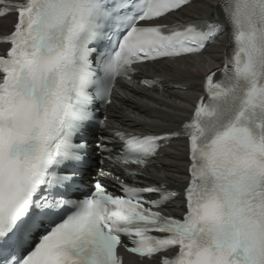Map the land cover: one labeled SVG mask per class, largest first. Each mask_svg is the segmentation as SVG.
<instances>
[{"label": "snow or ice", "instance_id": "obj_1", "mask_svg": "<svg viewBox=\"0 0 264 264\" xmlns=\"http://www.w3.org/2000/svg\"><path fill=\"white\" fill-rule=\"evenodd\" d=\"M218 3L234 47L221 79L205 78L208 102L176 131L131 133L100 117L119 82L154 86L136 73L201 54L224 27L164 22L191 0H0L13 17L0 37V264H124L121 249L139 264H264V0ZM173 138L188 157L182 218L164 212L181 193L100 167L137 165L123 173L135 183ZM97 168L121 195L99 179L82 190Z\"/></svg>", "mask_w": 264, "mask_h": 264}, {"label": "bare ground", "instance_id": "obj_2", "mask_svg": "<svg viewBox=\"0 0 264 264\" xmlns=\"http://www.w3.org/2000/svg\"><path fill=\"white\" fill-rule=\"evenodd\" d=\"M211 15L222 16L218 0H195L189 7L169 17L170 23L187 20L212 21ZM12 18L0 20V34H6ZM226 38H220L199 56L186 57L172 62L154 64L147 72L159 75L166 82V90L148 91L139 87L125 86L116 94L119 108L111 107L110 125L128 131H166L178 128L188 116L193 103L201 94L203 76L219 66L225 53ZM170 85L172 88H170ZM176 86H181L176 88ZM156 160L154 181L172 186L184 180L186 147L178 142L162 151Z\"/></svg>", "mask_w": 264, "mask_h": 264}, {"label": "water", "instance_id": "obj_3", "mask_svg": "<svg viewBox=\"0 0 264 264\" xmlns=\"http://www.w3.org/2000/svg\"><path fill=\"white\" fill-rule=\"evenodd\" d=\"M212 21H214V22H215L216 20H213V18H212Z\"/></svg>", "mask_w": 264, "mask_h": 264}, {"label": "rangeland", "instance_id": "obj_4", "mask_svg": "<svg viewBox=\"0 0 264 264\" xmlns=\"http://www.w3.org/2000/svg\"><path fill=\"white\" fill-rule=\"evenodd\" d=\"M212 16V15H211Z\"/></svg>", "mask_w": 264, "mask_h": 264}]
</instances>
